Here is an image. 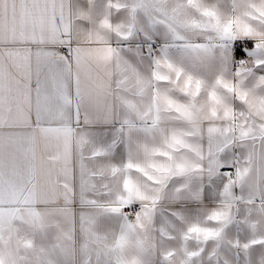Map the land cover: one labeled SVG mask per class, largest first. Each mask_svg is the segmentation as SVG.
<instances>
[{
    "label": "snow or ice",
    "instance_id": "6c2138e0",
    "mask_svg": "<svg viewBox=\"0 0 264 264\" xmlns=\"http://www.w3.org/2000/svg\"><path fill=\"white\" fill-rule=\"evenodd\" d=\"M0 264H264V0H0Z\"/></svg>",
    "mask_w": 264,
    "mask_h": 264
}]
</instances>
